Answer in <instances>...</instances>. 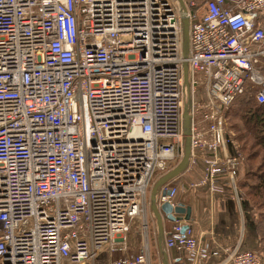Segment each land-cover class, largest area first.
Returning a JSON list of instances; mask_svg holds the SVG:
<instances>
[{
    "label": "built area",
    "instance_id": "1",
    "mask_svg": "<svg viewBox=\"0 0 264 264\" xmlns=\"http://www.w3.org/2000/svg\"><path fill=\"white\" fill-rule=\"evenodd\" d=\"M183 2L192 135L182 175L199 169L190 189L239 202L244 159L226 112L245 92L264 104V0ZM181 16L176 0H0V264L93 261L118 251L136 219L140 253L113 264H152L149 192L183 155ZM162 190L158 207L174 208L178 189ZM210 244L180 218L163 250L204 264ZM223 264L264 257L236 247Z\"/></svg>",
    "mask_w": 264,
    "mask_h": 264
},
{
    "label": "crops",
    "instance_id": "2",
    "mask_svg": "<svg viewBox=\"0 0 264 264\" xmlns=\"http://www.w3.org/2000/svg\"><path fill=\"white\" fill-rule=\"evenodd\" d=\"M244 172L245 165L238 176V190L241 199L239 202L231 199L229 190L223 194L210 196L206 188L190 189L189 184L195 182L200 176L199 169L194 172V175H181L171 182L172 186L178 189L175 203L191 209L190 219L187 223L193 230L194 236L200 243H211L213 254L211 253L204 264H223L228 252L236 247H239L240 251H259V235L255 228L257 216L249 204L242 199L239 189V182L242 181ZM149 214H151L150 211L148 216ZM148 226L152 264H163L164 260L166 264H177L174 251L167 253L163 250L166 258L160 253L157 245L156 224L153 228V221L150 225L148 221ZM171 226L172 222L163 220L164 238ZM139 234L141 235L140 229ZM128 239L130 240V237ZM129 240L123 235L115 242L119 247L118 251L111 253L108 247H105L97 253L93 261L82 264H113L118 258H132L138 255L141 242L137 246ZM133 245H135V249ZM62 264L72 263L63 262Z\"/></svg>",
    "mask_w": 264,
    "mask_h": 264
},
{
    "label": "trees",
    "instance_id": "3",
    "mask_svg": "<svg viewBox=\"0 0 264 264\" xmlns=\"http://www.w3.org/2000/svg\"><path fill=\"white\" fill-rule=\"evenodd\" d=\"M260 72L264 75V68ZM226 118L244 159L245 173L239 189L242 199L257 216L258 252L264 257V104H258L253 94L245 92L228 107ZM173 168L174 164H170L168 171Z\"/></svg>",
    "mask_w": 264,
    "mask_h": 264
},
{
    "label": "water",
    "instance_id": "4",
    "mask_svg": "<svg viewBox=\"0 0 264 264\" xmlns=\"http://www.w3.org/2000/svg\"><path fill=\"white\" fill-rule=\"evenodd\" d=\"M181 10V55H182V69H183V85L185 91V102L183 106L182 114V149L183 155L180 162L166 174L158 178L152 185L148 200H149V211L152 214L156 229H157V245L160 253L166 258V254L163 251L164 245V227L163 220L166 219L169 222H176L183 218L184 221L188 222L191 215V209L185 207L182 204H177L174 208L169 203H164L158 207L156 203L157 196L159 195L162 188L170 184L180 175H182L188 167L189 158L191 155V135H192V118L189 115V109L191 106V86L189 78V64L190 58V20L187 16V10L183 0H176ZM168 192L162 190V196L168 195ZM188 227L184 226L182 232ZM163 264H166L164 260Z\"/></svg>",
    "mask_w": 264,
    "mask_h": 264
},
{
    "label": "rangeland",
    "instance_id": "5",
    "mask_svg": "<svg viewBox=\"0 0 264 264\" xmlns=\"http://www.w3.org/2000/svg\"><path fill=\"white\" fill-rule=\"evenodd\" d=\"M229 125V124H228ZM232 131V130H231ZM233 134H234V140L237 142V140H236V134L234 133V132H232ZM237 144H238V146H239V148H240V145H239V143L237 142ZM239 151H240V149H239ZM241 153V152H240ZM243 157V156H242ZM245 173V172H244ZM238 184V183H237ZM151 214H149V216H148V221H149V225L151 224V221H153V228H154V226H155V220H154V218H153V216L151 215ZM151 218H152V220H151ZM139 229H140V221L138 220V219H136V220H134V221H132L130 224H129V227H128V230L125 232V234H124V236L126 237V239L127 240H129L128 239V237H130V242L132 243V244H135V245H137V246H139V243L141 242V240H140V238H141V235L139 234ZM135 245H133V247L135 246ZM134 249H135V247H134Z\"/></svg>",
    "mask_w": 264,
    "mask_h": 264
},
{
    "label": "bare ground",
    "instance_id": "6",
    "mask_svg": "<svg viewBox=\"0 0 264 264\" xmlns=\"http://www.w3.org/2000/svg\"><path fill=\"white\" fill-rule=\"evenodd\" d=\"M179 162H180V161H179ZM179 162H178V163H179ZM178 163H176V164L174 165V167H175Z\"/></svg>",
    "mask_w": 264,
    "mask_h": 264
}]
</instances>
